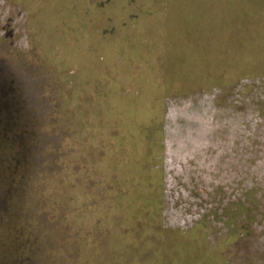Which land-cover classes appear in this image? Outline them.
Returning a JSON list of instances; mask_svg holds the SVG:
<instances>
[{"label":"rangeland","instance_id":"rangeland-1","mask_svg":"<svg viewBox=\"0 0 264 264\" xmlns=\"http://www.w3.org/2000/svg\"><path fill=\"white\" fill-rule=\"evenodd\" d=\"M155 5L0 0V264H107L112 158L131 147L114 134L151 115L167 131L159 133L156 222L171 230L201 223L217 239L230 231V207L228 217L241 225L249 215L253 227L229 246V264H264V75L204 62L185 77L173 73L167 33L151 30L144 50H121L128 26L147 32L156 18L144 10ZM128 100L137 115L110 111ZM195 125L205 139L195 149L183 138L175 146L178 131ZM249 194L258 211L240 216Z\"/></svg>","mask_w":264,"mask_h":264},{"label":"trees","instance_id":"trees-1","mask_svg":"<svg viewBox=\"0 0 264 264\" xmlns=\"http://www.w3.org/2000/svg\"><path fill=\"white\" fill-rule=\"evenodd\" d=\"M152 1L157 5L144 11L156 19L146 24V33L128 26L121 50L130 54L144 50L142 37L151 30L167 36L162 40L164 61L173 73L190 75L204 62L221 66L223 73L231 75H264V0ZM135 10L132 16L137 15ZM182 36L190 40L183 43ZM146 51H150L147 46ZM129 103L128 100L110 111L122 113L124 118L135 112L137 115L139 110ZM164 131L163 121L151 115L143 121L129 120L124 133L120 130L114 134L117 145L121 147L126 142L131 147L124 158H112L107 213L114 226L112 234L108 232L109 239L103 237L108 253L102 260L106 259L107 264H229V246L244 238L241 229L248 233L253 227L247 221L249 215L239 225L236 214L228 217L230 207H225V225L230 231L217 239H212L210 230L206 231L208 227H200L201 223L171 230L156 222L163 208V169L157 153L161 156L159 133ZM245 196L235 211L240 216L250 208L258 211L257 202L250 200V194ZM115 229H119L116 234Z\"/></svg>","mask_w":264,"mask_h":264},{"label":"crops","instance_id":"crops-1","mask_svg":"<svg viewBox=\"0 0 264 264\" xmlns=\"http://www.w3.org/2000/svg\"><path fill=\"white\" fill-rule=\"evenodd\" d=\"M192 127L193 128H191V129H184L182 131H178V135H176V137L174 136L175 138H174L173 143H174L175 146L178 143V139L179 138H183V139H185V141L188 140L187 147H189V149L192 148V147H194L193 149H195V146L193 144L194 141H196V140H199L200 141L202 138L205 139L206 134L203 133L204 130H200V128H199L200 126L199 125H195V126H192ZM164 136H165V138L167 137V131H166V129L164 131Z\"/></svg>","mask_w":264,"mask_h":264}]
</instances>
